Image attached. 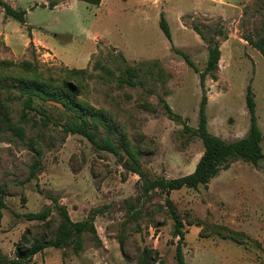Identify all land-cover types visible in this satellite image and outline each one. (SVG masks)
I'll list each match as a JSON object with an SVG mask.
<instances>
[{
	"label": "rangeland",
	"instance_id": "1",
	"mask_svg": "<svg viewBox=\"0 0 264 264\" xmlns=\"http://www.w3.org/2000/svg\"><path fill=\"white\" fill-rule=\"evenodd\" d=\"M3 1L26 10V22L47 44L36 46L29 27L4 15L0 7V186L6 192L0 261L14 259L15 250L34 239L53 236L60 217L51 195L74 221L85 218L90 209H100L94 226L101 245L84 233L78 255L70 246L46 247L28 264H138L144 250L156 252L154 264H175L177 238L171 235L165 194H144L142 179L126 169L124 156L96 150L79 134H64L59 124L68 112L63 108L43 106L45 117L29 111L22 121V96L15 86L37 81L61 88L70 81L79 89L80 103L101 110L109 126L139 149L149 178H175L190 173L203 146L184 132L182 123L168 118L159 98L196 127L199 71L205 67L208 46L216 42L220 58L215 78L207 74L204 79L209 130L227 141L246 135L245 90L250 85L264 152V57L253 46L264 36V0H101L98 5L80 0ZM161 13L171 41L158 26ZM174 48L187 54L198 72ZM127 66L138 73L133 86L120 80ZM72 68L86 72L72 73ZM97 127L105 136L103 126ZM116 133L107 136L117 141ZM37 150L41 166L28 178ZM235 170L264 177V159L257 167L240 162ZM206 191L201 187L170 193L187 223L182 251L188 264H264V218L247 219L242 206H226ZM45 207L51 208L46 223L17 216ZM195 217L201 218L203 230L188 224ZM230 224L242 234L216 228ZM243 227L251 232L246 234ZM150 263L149 258L143 260Z\"/></svg>",
	"mask_w": 264,
	"mask_h": 264
},
{
	"label": "trees",
	"instance_id": "2",
	"mask_svg": "<svg viewBox=\"0 0 264 264\" xmlns=\"http://www.w3.org/2000/svg\"><path fill=\"white\" fill-rule=\"evenodd\" d=\"M80 1L90 5H98L101 2V0ZM0 7L3 9L4 15L14 18L20 23L26 22V10L22 8H13L10 4L3 0H0ZM158 26L165 38L168 41H171L169 25L162 13L159 16ZM253 46L264 57V36L258 38V41ZM173 50H175V52L183 58L188 66L198 72V69L195 67L187 54L179 49L174 48ZM207 50L205 67L202 71H199V84L202 93L198 104L196 127L188 126L180 114L174 112L163 98H159V101L161 102L168 118L182 123L184 132L199 138L203 146V152L197 160L193 171L175 178H165L163 176H158L153 179L149 178L142 168L139 158V149L133 147L132 143L129 142L125 135L117 134L115 129L109 126L110 123L101 110L88 104L80 103L77 100L79 89L70 81H65L61 88L54 87L47 82L37 81L21 82L15 86L19 95L22 96L19 114V118L22 121L27 120L29 111H34L36 114L45 117V109L47 108L43 106L53 105L56 109L63 108L66 112H68L65 120L59 124L64 134H79L83 136L96 150L107 151L113 155L124 156L126 169L135 173L140 179H142L141 189L144 194L154 190H159L165 194L164 204L168 208L170 218L173 221L171 235L174 238H177L174 253L175 264H188L182 251V241L186 233V231L183 230V224L187 223L177 211L174 202L169 197L170 192L178 190L182 187L197 189L199 186L205 185L217 173L222 163L230 159L239 158L255 167L258 166L260 160L264 159V152L261 147L262 132L256 120L254 95L251 91L250 85H247L245 90V104L249 115V126L246 135L227 141L208 130V122L205 114L207 96L205 93L204 79L207 74H209L211 78H215L214 71L218 67L220 48L218 43L215 42L209 45ZM70 72L84 74L86 70L84 68H72L70 69ZM125 74L126 75L121 77L120 80L130 86H133L135 84L134 78L138 75L137 70L127 66L125 68ZM35 102L42 105H36ZM47 118L46 121L50 123V119ZM97 123L103 126L106 131L105 136H102L99 133ZM108 132H115L117 134V141H113L109 136H107ZM34 153L35 159L31 163L28 178L33 177L35 171L41 166L40 151L37 150ZM5 195V190L0 186V217L1 210L5 207ZM48 198L53 202L54 208L60 217L59 224L53 236L49 239H34L29 246L18 247L15 250L16 255L14 259L6 262L0 261V264H28L34 254L41 252L46 247L64 248L66 246H70L73 253L78 255L83 246L84 233L91 234V238L96 246L101 245V241L97 236L94 226V218L100 212V209H90L85 218L74 221L70 218L66 207L57 203V199L54 196L49 195ZM50 214L51 208L45 207L40 211L25 212L17 214V216H21L30 221L36 220L46 223ZM194 220L195 221L192 224H188L198 226L200 231L203 230L201 218L195 217ZM216 228H225L228 233L232 234H242L240 231L234 230L228 226H217ZM143 252V257L139 259L138 264H143V260H145V258H149L151 260L150 264H154L156 262L157 254L155 251L144 250Z\"/></svg>",
	"mask_w": 264,
	"mask_h": 264
},
{
	"label": "crops",
	"instance_id": "3",
	"mask_svg": "<svg viewBox=\"0 0 264 264\" xmlns=\"http://www.w3.org/2000/svg\"><path fill=\"white\" fill-rule=\"evenodd\" d=\"M21 24L25 28L29 27V32L33 36V41H35L36 37V40L38 42L34 43L36 46L37 44H39L40 46L46 47L45 44L47 43L35 35L33 29L27 22ZM9 39L11 41V47L13 49L11 37H9ZM27 39L30 40L28 36ZM240 162L242 164H250L239 158H233L228 161H225L222 163L217 173L205 185L199 186L197 189L201 187L204 188L205 190H207L206 194H208L210 197L214 195V198H216L217 201L223 200L226 206H228L226 202H233V206H242L244 214L247 215L246 218L252 219L254 222H257L258 220H262L264 218V177L260 176L257 173H249V171H234V167ZM193 169L194 167L190 172H192ZM183 188L185 187H182L180 189ZM209 201L212 202L211 198H209ZM260 213H263V215H261ZM229 227L236 230L237 228H240L238 226L232 225ZM243 229L244 231H242L246 234L251 232L250 230L245 229L244 227Z\"/></svg>",
	"mask_w": 264,
	"mask_h": 264
}]
</instances>
